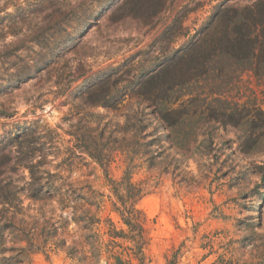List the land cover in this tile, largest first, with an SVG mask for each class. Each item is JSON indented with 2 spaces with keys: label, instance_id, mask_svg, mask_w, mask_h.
Here are the masks:
<instances>
[{
  "label": "rangeland",
  "instance_id": "374dc122",
  "mask_svg": "<svg viewBox=\"0 0 264 264\" xmlns=\"http://www.w3.org/2000/svg\"><path fill=\"white\" fill-rule=\"evenodd\" d=\"M95 1L0 0V109L6 111L0 113V186L9 181L20 199L9 213L17 210L39 232L57 228L51 237L41 234L40 241L49 237L45 251L23 264H106L104 256L83 262L55 245L62 238L72 244L81 233L71 220L64 223L72 209H61L62 192L93 197L84 205L100 218L102 240L106 220L125 228L102 168L78 148V139L92 131L118 145L125 114L142 107L130 91L141 75L189 41L217 5L255 0H160L153 15L122 17L116 13L125 0H102L92 14ZM178 21L179 35L170 36L167 29ZM104 75L115 97L90 106L86 90ZM210 87L193 83L183 99L199 94L195 104L233 109L236 124L211 121L171 140L167 129L158 128L163 137L152 148L155 164L136 160L132 180L145 189L137 207L146 217L149 264H211L220 257L264 264V82L244 72L222 92ZM25 130L37 136L27 160L19 159L27 147L14 137ZM114 152L109 175L119 180L124 163ZM30 164L54 185L53 197H30ZM6 245H12L11 236Z\"/></svg>",
  "mask_w": 264,
  "mask_h": 264
},
{
  "label": "trees",
  "instance_id": "16d2710c",
  "mask_svg": "<svg viewBox=\"0 0 264 264\" xmlns=\"http://www.w3.org/2000/svg\"><path fill=\"white\" fill-rule=\"evenodd\" d=\"M95 2L94 10L90 11L92 14L95 7L100 6L103 1ZM159 2L160 0H125L118 7L116 15L117 17L127 14L153 15L160 8ZM178 28L179 21L167 31L171 30L170 36H178ZM244 72H251L258 80L264 82V0H255L244 6L217 5L206 23L189 41L144 72L130 88L142 107L140 111L125 114L121 128L115 130L122 134L118 145H108L102 141V133L92 131L87 135H81L80 139L77 138L82 142L78 148L102 168L116 197L112 203L113 209L120 216V222L125 228H117L109 219L106 220L107 238L102 240L98 234L100 218L84 205V199L92 204L93 197L89 199L85 195L71 196L62 192L58 197L61 209L66 210L69 207L72 209L71 216L65 217L64 223L71 220L81 233L72 244H67L62 238L57 239L58 243L55 245L67 255L83 262L94 259L98 263L104 256L106 264H149L144 253L148 243L146 217L137 207V202L145 194V189L141 183L137 184L132 180L137 167L136 160L145 161L149 166L155 164V150L152 148L163 137L157 134L158 128L167 129L165 138L171 140L179 131L185 130L187 133L211 121L223 125L236 124L239 117H236L233 109L226 112L225 109L204 106L203 103L195 104L199 94L187 99H183V96L189 94L187 88L198 81H203L205 85L211 84L209 88L211 93L222 92L223 88ZM108 81L109 75H104L99 85L97 83L89 86L85 102L90 106L110 103L115 97L112 93L116 90L108 88L106 85ZM95 85L99 87L93 90ZM4 112L6 111L0 109V113ZM147 115H150V119L146 117ZM152 123L155 126L147 130ZM33 132L25 130L14 133L19 145L27 147L26 151L20 152L19 159L31 158L35 147L30 145L37 140ZM114 151L120 152L124 163L123 174L119 180L109 175V166L115 157ZM4 162L0 160V167ZM36 165H28L31 181L35 184L30 191V197L40 199L53 197L50 191H56L54 185L42 180V176L37 174ZM2 172L0 169V175ZM71 193L75 194L74 191ZM19 200L17 191L10 186L9 181L0 186V264H23L34 252L45 251L49 240V237L48 239L46 237L53 236L57 230L52 226L53 228L48 231L39 232L36 227L29 226L17 210L9 213L10 209H18ZM41 234L46 236L42 241L39 240ZM8 236H11L10 246L6 245ZM5 252L11 254L6 256ZM171 263L174 264V261ZM211 264L235 263L231 259L220 257Z\"/></svg>",
  "mask_w": 264,
  "mask_h": 264
}]
</instances>
